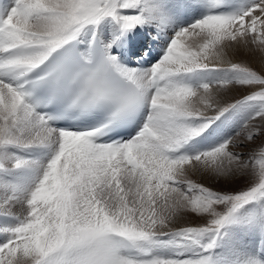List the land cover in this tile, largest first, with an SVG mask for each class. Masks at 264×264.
Wrapping results in <instances>:
<instances>
[{
    "label": "snow or ice",
    "instance_id": "6c2138e0",
    "mask_svg": "<svg viewBox=\"0 0 264 264\" xmlns=\"http://www.w3.org/2000/svg\"><path fill=\"white\" fill-rule=\"evenodd\" d=\"M159 10L150 0H11L3 9L0 216L17 222L0 226V264H216L206 253L225 227L242 213L257 215L248 206L264 201V0L180 28L149 68L122 63L116 43ZM105 20L117 31L97 46ZM89 30L92 40L78 47ZM238 49L257 53L261 67L233 62L229 52ZM224 71L237 75L188 80ZM53 106L100 111L104 119L58 127L59 117L45 110ZM240 106L255 111L236 136L181 152ZM140 113L134 134L114 131ZM241 142L252 145L246 159L235 150ZM31 148L51 155L39 161L9 151ZM193 175L247 182L217 190ZM185 214L195 222H178ZM259 215L264 220V206Z\"/></svg>",
    "mask_w": 264,
    "mask_h": 264
},
{
    "label": "bare ground",
    "instance_id": "6f19581e",
    "mask_svg": "<svg viewBox=\"0 0 264 264\" xmlns=\"http://www.w3.org/2000/svg\"><path fill=\"white\" fill-rule=\"evenodd\" d=\"M164 1L167 5H176L175 0H164ZM177 1H178L179 13L175 8H171L170 6H165L163 0H150L151 3L158 5L160 9L157 13L154 14L156 18H150L147 20L146 23L139 25L135 29L127 32L124 36L120 38V40L116 43L113 49L114 54L120 57L122 63L130 67L149 68L161 58L170 38L175 33V31L179 30L180 28L187 27L196 20H199L203 16L209 14V12L238 11L241 8L246 7L250 3V0H225L226 8L224 10H218V9L215 10L210 8L207 0H184L187 11L186 14L183 15V13H181V8H180L181 0H177ZM10 3L11 0H6V7ZM148 15H149L148 13H145V16ZM98 28L100 30L101 35L103 36L104 40L107 43L113 39L114 34L117 31L116 26L110 20H105L104 22L101 23V25ZM81 36L84 40V44L82 47L85 48L87 47L88 42L91 40L92 32L91 30L86 31ZM145 47H147V49H145L144 52L142 50V52L138 54V51ZM150 55H152V57H149ZM229 56L233 60V62L250 64L253 65L256 69H259L261 67V61L259 55L257 53L249 52L247 49H238L235 51H230ZM206 79H207L206 73H198L195 75H190L188 77L189 82H191L194 85H197L201 82H205ZM250 116L251 114L247 115L248 118ZM245 144L246 146L243 147V151L249 150L250 152L252 145L250 143H245ZM235 149L241 151L242 146L239 145L237 147L236 145ZM183 150L184 149H182V151ZM9 151L14 152L12 149H10ZM26 151L32 152L33 153L32 156L23 155L19 153L17 154L25 158H30L39 161H46L48 157L51 155V152L49 150L42 148H31V149H26ZM182 153L191 155L190 153L192 152L190 151V152H182ZM29 174L34 175V173H29ZM192 178L195 181L203 182L206 185L213 187L214 189L229 190V191L237 190L243 187L242 185H244L247 182V177L241 175H236L233 178L227 180H225L224 178L217 180L214 177L206 176V175L205 176L193 175ZM262 206H264V201L260 202V204L256 206L257 216H255L254 218L249 217L248 213H242V216L244 218L241 221L237 222L236 224H229L225 227V229L223 230L225 234H223V236H221L220 239L217 241V244L214 247L215 250H210L209 253H206V254H210L213 257L216 264H229L228 263L229 252H230L229 247L234 245L232 236L234 234L236 236H239V233H235L234 231L231 230L237 228L236 227L237 225H242L245 227L247 226L249 229H252L253 230L252 236L255 237L254 240L255 245L253 246L252 249L253 253H251L250 251H246L245 249H242L240 251L242 260L244 261L241 264L244 263L247 264V261H249L250 259H259L261 261H264V258L258 255V250L264 252V220L261 219L258 212V210H260L261 212ZM248 208L249 211H251L252 205H249ZM17 211L19 212V209H17ZM16 222L17 220L15 217L0 216V225L2 226H10L12 224H15ZM178 222L182 223V225L191 224L195 222V215L185 214L180 218V221ZM260 234L263 235L262 239H260ZM2 238L3 237L0 236V239Z\"/></svg>",
    "mask_w": 264,
    "mask_h": 264
},
{
    "label": "rangeland",
    "instance_id": "374dc122",
    "mask_svg": "<svg viewBox=\"0 0 264 264\" xmlns=\"http://www.w3.org/2000/svg\"><path fill=\"white\" fill-rule=\"evenodd\" d=\"M169 2H171V1H169ZM175 2H176V5H167L166 3H165V1L163 0V3H164V5L165 6H170L171 8H175L176 10H177V12L179 13V7H178V1L177 0H175ZM180 15V14H179ZM194 21V20H193ZM153 38H154V36H153ZM145 49H147V47H145V48H142L141 50H139L138 51V54H140L141 52H142V50H143V52H144V50ZM241 63V62H240ZM249 66H253V65H250V64H248ZM253 68H255L254 66H253ZM256 69V68H255ZM213 74L214 73H206V75H207V79H206V81L207 82H212L214 79H221V78H233L234 76H236L237 74H235V73H232V72H228V71H224V72H219V73H215L214 74V76H213ZM215 77V78H214ZM210 80V81H209ZM239 111L240 112V115L241 116H243V120H242V125L241 126H239V131L238 132H240L241 130H242V128H243V125L245 124L244 122H246L249 118L247 117V115H249V114H252L254 111H255V108L254 107H252V106H241V107H238V108H235V109H232V111L230 112V114L229 115H225V118L227 119V118H229V116H230V119H231V121L233 122V123H237L238 122V120H239V117H238V115L236 114V111ZM245 115V116H244ZM238 132H234V133H232L231 134V136L230 137H234V136H236V134L238 133ZM257 144H259V141H257ZM239 145H241L242 146V150L241 151H238V150H236V152H238L240 155H241V157L243 158V159H246L247 157H248V155L250 154V152H249V150H245V151H243V147H245L246 146V144L245 143H239V144H237V147L239 146ZM248 145V144H247ZM203 148V149H202ZM210 149V148H209ZM207 150V149H206ZM200 151H204V147L203 146H196V145H194L193 147H192V149H191V152L192 153H190L191 155H193V154H195V153H197V152H200ZM182 152H185V150H183ZM189 155V154H188ZM192 178V177H191ZM193 179V178H192ZM194 180V179H193ZM245 185V184H244ZM244 185H242L243 187H244ZM242 188V187H241ZM241 188H239V189H237V190H240ZM233 191V190H232ZM263 202V201H262ZM258 204H260V203H258ZM258 204H254V205H252V209L253 208H255L256 209V206L258 205ZM256 205V206H255ZM258 212L260 213V210H258ZM257 216V215H256ZM255 217V216H254ZM253 217V218H254ZM252 218V219H253ZM237 223V222H236ZM236 223H233V224H236ZM0 226H2V225H0ZM237 228H234L233 230H231V231H234L235 233H239V236H236L235 234L233 235V236H235V237H233L232 236V240H233V242H234V245L233 246H231V247H229V250H230V252H229V258H228V263L229 264H241V263H243L244 261L242 260V256H241V250L242 249H245L246 251H250L251 253H253V251H252V249H253V246L255 245V243H254V240H255V237H253L252 236V233H253V230L252 229H249L247 226L245 227V226H242V225H237L236 226ZM244 231V232H243ZM223 234H225L224 232H223ZM223 236V235H222ZM250 236V237H249ZM166 239V238H165ZM247 249H249V250H247ZM166 252H167V250H165ZM245 264V263H244Z\"/></svg>",
    "mask_w": 264,
    "mask_h": 264
}]
</instances>
